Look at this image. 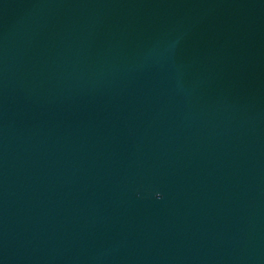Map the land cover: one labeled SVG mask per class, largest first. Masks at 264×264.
<instances>
[{
  "label": "water",
  "instance_id": "95a60500",
  "mask_svg": "<svg viewBox=\"0 0 264 264\" xmlns=\"http://www.w3.org/2000/svg\"><path fill=\"white\" fill-rule=\"evenodd\" d=\"M0 264H264V0H0Z\"/></svg>",
  "mask_w": 264,
  "mask_h": 264
},
{
  "label": "clouds",
  "instance_id": "9594fccd",
  "mask_svg": "<svg viewBox=\"0 0 264 264\" xmlns=\"http://www.w3.org/2000/svg\"><path fill=\"white\" fill-rule=\"evenodd\" d=\"M156 198H157V199H162L163 197H162V195H161L160 193H157V194H156Z\"/></svg>",
  "mask_w": 264,
  "mask_h": 264
}]
</instances>
